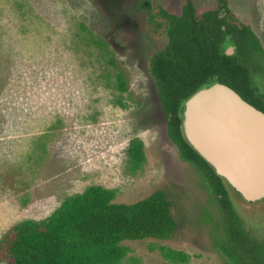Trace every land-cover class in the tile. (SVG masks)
Segmentation results:
<instances>
[{
  "label": "rangeland",
  "instance_id": "374dc122",
  "mask_svg": "<svg viewBox=\"0 0 264 264\" xmlns=\"http://www.w3.org/2000/svg\"><path fill=\"white\" fill-rule=\"evenodd\" d=\"M184 4L0 0V239L19 222L48 218L90 186L116 190L115 202L124 204L162 190L178 224L173 238L125 242L131 252L122 264H166L152 246L184 251L188 264H229L219 245L225 235L222 213L200 173L180 159L148 68L168 39L165 22L152 23L146 7L179 14ZM229 8L264 50V0H232ZM105 44L129 74L128 93L116 86ZM260 59L254 84L264 94ZM135 138L145 146L139 170L128 156ZM234 203L244 231L264 243V203Z\"/></svg>",
  "mask_w": 264,
  "mask_h": 264
},
{
  "label": "trees",
  "instance_id": "16d2710c",
  "mask_svg": "<svg viewBox=\"0 0 264 264\" xmlns=\"http://www.w3.org/2000/svg\"><path fill=\"white\" fill-rule=\"evenodd\" d=\"M198 0H185L181 13L156 5L148 10L152 23L165 22L168 42L153 54L148 68L157 88L168 135L180 159L200 173L222 213L225 235L220 249L229 264H264V243L250 237L242 226L224 180L185 139L182 130L184 102L205 84L215 80L228 85L243 99L263 109L255 94L254 76L264 50L249 25L235 16L232 0H212V7L197 8ZM226 13L224 18L220 14ZM237 45L234 56L225 53L226 38ZM105 51L116 70V86L130 91L129 74L106 44ZM141 139L131 141L128 156L132 168L145 163ZM117 192L90 186L68 197L43 220H24L13 225L0 239L1 264H122L131 252L127 241L171 240L177 230L172 201L156 191L132 204L116 203ZM166 264H188L189 254L167 246H152Z\"/></svg>",
  "mask_w": 264,
  "mask_h": 264
},
{
  "label": "water",
  "instance_id": "95a60500",
  "mask_svg": "<svg viewBox=\"0 0 264 264\" xmlns=\"http://www.w3.org/2000/svg\"><path fill=\"white\" fill-rule=\"evenodd\" d=\"M225 16L222 11L219 17ZM224 49L228 56L238 51L230 37L226 38ZM182 130L188 143L224 180L233 203H264L262 110L215 80L200 87L184 102ZM234 205L239 213H247L241 204V207Z\"/></svg>",
  "mask_w": 264,
  "mask_h": 264
},
{
  "label": "flooded vegetation",
  "instance_id": "af4514ba",
  "mask_svg": "<svg viewBox=\"0 0 264 264\" xmlns=\"http://www.w3.org/2000/svg\"><path fill=\"white\" fill-rule=\"evenodd\" d=\"M255 94H256L257 98H259L260 105L263 108L260 110H262L264 112V94H262L258 91L257 86L255 87ZM259 205H262V204H257L256 206L258 207ZM263 206L264 205H262L260 208H262ZM250 208H252V207H250Z\"/></svg>",
  "mask_w": 264,
  "mask_h": 264
}]
</instances>
